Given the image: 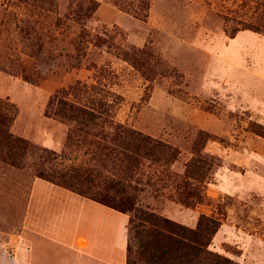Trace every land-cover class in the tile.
<instances>
[{
	"label": "rangeland",
	"instance_id": "obj_1",
	"mask_svg": "<svg viewBox=\"0 0 264 264\" xmlns=\"http://www.w3.org/2000/svg\"><path fill=\"white\" fill-rule=\"evenodd\" d=\"M263 10L264 0H0V264L77 263L71 249L99 236L93 208L65 194L120 202L131 141L118 126L177 152L143 162L138 207L191 229L215 218L211 251L264 264V32L243 25ZM64 107L95 112L96 125ZM61 174L72 190L46 178Z\"/></svg>",
	"mask_w": 264,
	"mask_h": 264
},
{
	"label": "trees",
	"instance_id": "obj_2",
	"mask_svg": "<svg viewBox=\"0 0 264 264\" xmlns=\"http://www.w3.org/2000/svg\"><path fill=\"white\" fill-rule=\"evenodd\" d=\"M258 23H244L245 28L257 32H264V10ZM63 108L69 119L83 124H94L98 117L95 112L75 107ZM121 133L131 141L126 148L129 154L125 155L127 161L120 179L116 182L114 190L120 197V202L113 204L104 199L95 198L93 201L102 203L123 213H131L128 232L129 242L127 248V264H234L230 259L222 257L209 249L211 242L218 232L221 222L215 218L203 216L196 229H191L167 217L160 216L148 209L137 206V195L140 191L134 185V179L140 172L143 162L150 161L156 165L169 164L176 159V150L172 147L146 136L135 130L117 127ZM197 164V163H196ZM194 163L188 166V173L192 175ZM198 173V174H196ZM200 181L203 174L196 171ZM44 177V176H42ZM47 179L56 182L68 189L74 188L70 180L64 175H51ZM196 179V178H195ZM81 194V193H79ZM82 195V194H81Z\"/></svg>",
	"mask_w": 264,
	"mask_h": 264
},
{
	"label": "crops",
	"instance_id": "obj_3",
	"mask_svg": "<svg viewBox=\"0 0 264 264\" xmlns=\"http://www.w3.org/2000/svg\"><path fill=\"white\" fill-rule=\"evenodd\" d=\"M49 190L54 192L53 188ZM66 193H68L65 194L66 199H73L78 204H82L84 208H93L95 217H91L95 218L96 221L94 232L99 236L94 239L93 243L89 242V237L87 239L85 238L82 243L83 246H80L81 243H78L75 245L78 249H71L76 254V264H80V259L84 260L82 264H127V248L129 242L128 223L130 216L127 213L117 211L72 192ZM83 219H86L85 216ZM80 225H82V222ZM82 229L73 228V231L75 235L78 233L79 235L77 236L81 237ZM31 250L30 257L34 261L36 251L34 247H31Z\"/></svg>",
	"mask_w": 264,
	"mask_h": 264
}]
</instances>
